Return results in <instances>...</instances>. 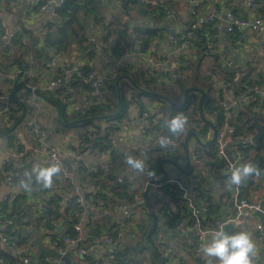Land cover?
Returning <instances> with one entry per match:
<instances>
[{
	"label": "crops",
	"instance_id": "crops-1",
	"mask_svg": "<svg viewBox=\"0 0 264 264\" xmlns=\"http://www.w3.org/2000/svg\"><path fill=\"white\" fill-rule=\"evenodd\" d=\"M105 1L108 7L105 10V15L106 20L109 21L110 19L117 17V15L114 14V11L112 10L111 6L107 3V0ZM193 1V8L196 12L195 19L199 22V26L191 36L194 43H191L190 47L183 51L181 55L183 61L194 63V68L192 72H186L185 77L189 78V87L193 86L203 91L205 89L206 82L208 84H212L213 80H219V83H222L220 89H215L213 87V94H209V99L210 101L214 102L213 106H215L216 109H214L211 104V107L209 109H199L198 111L197 118L203 120L204 123L207 124V128L204 130L203 133L188 131L178 138H173L174 140H181L180 146L167 149L166 147H161L158 144V138L161 135L167 134L164 131L162 134V126H159L156 129H153L152 131L150 130L146 135H144V132H142L141 124L136 120V109L132 112L128 111V124L123 125V122H117V125H115L116 123H114L113 128L115 129L108 134V138L111 142H113V148L120 152H128L129 150H131L130 148L132 146L138 145V141H135V138H141L142 136V140H144L145 142L142 143L141 140V143L145 146H148L146 150L148 148L161 149L162 153L165 154V156L162 157L160 163L163 160H170L174 162L177 167L169 162L163 161L162 167L160 168L159 163L158 172L156 173L154 171V180L159 181L163 179L164 174L161 172L162 170L167 176L166 179L179 180V182L183 183V185H185L186 187L189 186V188H187L188 192L190 193L189 196L191 197L196 209L201 210L200 204L205 202L203 199H200L198 202L196 199V194L195 192L192 193L191 188L192 186L196 187L195 182L197 181V176H202L206 178L207 168L204 166L202 160H200L199 162L196 161L192 150H195L196 146L198 145L201 146V148L206 149L210 145V143L214 142L215 144V139L213 141V132H218L216 126L218 123L219 116L221 114V110L217 108L215 103L218 104L222 100H232L233 98L237 97L238 86L242 84V77L249 78L248 81L251 84H257L256 86H258L260 89H264V42L261 40V38L256 36L251 31L245 30V37L242 40L238 41V37L235 32L228 34L225 29H221L218 33L216 32V34L214 33L212 36H209L210 33L208 34V29H213L214 24L211 22L207 24L206 19L213 13H216V15L222 20L221 26L223 27L225 15L228 11H230L233 14L242 17H246L248 15L257 16L258 18H261V20L264 22V0ZM157 2L161 3L163 8H165L166 11L170 12L172 15L166 16L165 14L160 22L154 23L163 24V26L158 29H154L148 26V28L158 30L159 32L150 41L148 46L149 49L146 53L154 55L156 58L160 59L165 64V71L173 73L174 69L178 65L175 61L177 58H175L174 55H171L173 54L171 51L172 42L174 38L179 35L180 32L182 33L184 30H186L188 24L194 20L193 18L191 20L189 14L191 10V4L189 0H157ZM248 3H250L251 6H249ZM114 4L118 7L115 2ZM51 7L52 6L48 5L45 9L41 10L38 8V6L35 5V0H0V28L4 29L8 33H15L17 34V36L20 35L21 39L19 40L22 45L25 47H29V49L27 47L25 53L22 55V59L25 63L24 67L28 76L27 79L29 82L32 83V85H28L23 82L27 86L34 87L37 90L45 91L46 86L51 82L54 76L58 74L59 69H63L69 65H72L71 74L65 71L66 82L65 86L62 87L63 94L59 97V99L61 100V102L67 105L66 109L69 112L68 114H73L81 110L84 106L88 105V102L84 99L88 92L85 90V88H83L82 84L76 83L75 80H73L72 75L74 74V70L84 65H87L91 69L89 75H92L94 78H104V75L106 73H109L108 60L103 55L101 49H97L96 51H94L95 54L89 59H87L86 57L80 54L75 44H72L69 53L56 52L54 48H51V38H46L45 34L41 32L44 27L52 21L50 15ZM143 21L150 22L147 20ZM201 25L203 26L200 27ZM196 31L197 33L195 34ZM34 38L37 39L38 43L33 45L32 42ZM90 38L93 39L94 34H92ZM200 42H203V44L205 45L204 54H202L201 51H199L200 49H198V45ZM96 45L99 47V43H96ZM41 46L44 47L43 52L38 50ZM14 50L18 51L16 48ZM140 53H142V50L134 46L133 52L129 54L132 56V61L137 60L139 64L146 68V61L142 57L140 58ZM1 54L4 55L3 53ZM7 56L8 57L6 58V61L9 64L0 63V91H4L6 89L7 86L4 82L10 80V72L13 73L18 71L17 64H10L9 62L13 59V56ZM217 65H221L222 67L225 66V69L218 71L216 68ZM3 66L7 67L4 68ZM230 66L231 68H235V70L237 71H227L228 67ZM192 79H195V81L197 82L196 85H193L191 83ZM88 84L90 87L89 82ZM169 87L171 89V85H168L165 88L166 91H170L168 89ZM201 87H203V89ZM18 92L22 96H25L28 93L23 90H18ZM190 94L195 95L198 99H201V95L199 93L192 92ZM183 95L184 93L181 96L178 95L177 97L175 95V97H173L174 100H171V103H182ZM93 96H95V93H93V95L91 96L86 97L90 99ZM258 97L254 98V100L247 104L245 108H248L250 126L252 123V118H254L257 123L263 127L264 130V95ZM201 100L203 101L204 99ZM141 101L143 102L145 109H148V111H158V107L160 106L159 101L151 100L150 102V100H147L144 97ZM8 103L10 102H8V100L6 99L5 102L2 103V105L6 106L8 105ZM167 106L171 105L167 103L165 105V110L167 112L164 118L166 120L171 116L170 109H167ZM35 107L37 109V113L30 114V119L24 118L22 124L14 131L13 137L0 136V171L3 170L2 168L8 167L9 165H14L16 168L22 165L27 168V172L24 171L22 174L24 178L20 180L21 183H18L13 186H19L20 188H25V190H19L16 193L5 192L3 196L8 194L12 195L14 198L15 194L17 193H24L26 195V202L23 205V208L25 210V216L22 217L24 222L20 224L18 221H14L15 227H13L12 230L24 228L28 233H31L30 238H28V242L30 244H34V247H32V249L36 252V237L32 232L28 231L31 228V225L28 221V215L30 214L32 218H34L36 224L37 216L34 215L33 210H40L42 208L43 201L46 200L47 197L50 195H46L45 193L41 192L39 193L38 190L41 189V187L39 186H36L35 188L33 187L34 183L42 182L41 180L37 179L36 169H44L50 168L52 166H58L59 171L57 173H59L60 167L59 164L52 161L45 152L36 153L31 150L32 136L29 134V128L27 126L29 125L32 116L36 115L39 127L44 132L47 142L50 143V145L56 151L61 152H69L78 148L79 143L77 135L79 134V132H81V130L75 128L64 131L58 130V125L56 121V110L54 108V105H52L51 103H47L42 99L38 98ZM236 119L237 117L236 115H234V113L230 115L231 121L235 122ZM4 122L5 118L2 115L0 116V128L3 124L5 125ZM99 124V128L103 130L104 135V129H106L108 125L104 123ZM251 128L253 129V132H251L248 136L239 138L243 141L244 144L247 143L248 147L254 146L251 139L255 134V129L252 126ZM154 136L157 137L154 138ZM260 141H263L264 143V139ZM256 146H258V143ZM98 148V146H95L90 151H84L85 156L83 164L85 167L96 168L103 166L105 165V163H107L111 148H107L104 151ZM230 150L231 148L229 149V153L231 152ZM23 151H26V153L19 159H17L18 156H16V154ZM186 152L188 153L189 162H187ZM250 152H252L250 153L252 155L255 154V152H253V149H251ZM231 160L233 159L231 158ZM246 163L251 164L253 169L256 167V165H254L253 163L246 162L243 160L240 163H234L232 169L242 167ZM225 164L226 169L231 174L232 172L230 171L228 164ZM69 167L71 170L70 173L67 172L66 167L64 165L66 173L71 175L73 181L74 175H76V166L73 163H70ZM186 168L188 169L185 170ZM253 172L251 173V175L253 174ZM120 176L123 179H128L132 188L135 189V191L139 194L141 193V190L144 187V183L149 180L148 178H150L147 174V170L144 174H133L128 169L127 165L124 166V171ZM76 177L77 180L75 182L73 181L74 183L78 181V176L76 175ZM242 183L244 184L243 180L241 181L240 185H242ZM2 187L5 186L4 184L0 183V192ZM243 187L245 189L244 194H246V199L256 202L258 204L263 200L264 183L256 187L253 185L251 188H245V186ZM231 190H233V188L226 191L224 190L223 186L217 183L212 186L213 201L219 204V207H217V211H214V214L212 213V215L203 211L198 212V218L203 227H214L217 222H223L229 218L232 211V208L230 210L228 209V202L230 200ZM57 193H59V191H57ZM85 193H88L87 190H79L78 195L83 197ZM74 196L75 194L71 193L70 195H64L61 198L59 202V210L61 212H63V207L69 201V199ZM145 198L148 202V205H145L146 209L150 211L151 216L155 215L156 219L159 220V232L157 236V242L160 244H165L168 247L166 253L170 256L169 263L193 264L192 261L189 262V257L186 256V254L184 253L183 247H187L189 253L190 251H192V242L196 238L197 232H195L194 230H191L186 233L183 231L178 232L176 228L166 227V222L163 221L164 216L162 208L169 209L172 213H177L179 194L176 193V190L175 193L173 191H168L167 193L165 191H162V194H159L158 196L149 192L145 194ZM1 200L2 198L0 199V201ZM27 209L29 210V213H27ZM83 209V220H95L96 224L101 225V228H105L104 230H101V233H108L107 230L110 229L109 223L114 224V222H119L124 217V214L120 211H102L99 210L98 207L90 205H86V207H84ZM146 215L147 212L143 213L136 209L134 211V214L129 219H127L130 222V224L127 226V231L130 230V226L135 223L144 225L145 220L147 219ZM24 223H28L29 225L25 227ZM257 224H262L260 218L255 213H246L237 221L226 223L225 230L229 231V233H234L237 231L248 232L256 246V252L252 259L253 261L256 260L258 264H261V261L264 259V228L262 230V238L261 240H258V232L255 229ZM57 226L58 228L56 234L58 237H62V234L65 232L66 227L63 226V221H61V219L59 220ZM36 227L38 228L37 224ZM135 233L138 234L137 229ZM40 234L42 237L43 244L47 247H50L49 241L51 236L48 235V232L40 230ZM207 239L208 236L206 237L204 242H206ZM126 241H128V238L122 237L120 241L115 243L114 246H117L115 249L122 247L124 245V242ZM114 246H109L102 242L85 258L76 257L71 248H68L67 252L70 254V258L74 264H91L93 261L102 260L109 256V254L114 251V248L112 249V247ZM147 254L148 252H144L141 257ZM13 255L14 254L6 246L0 243V258L6 260L10 257L13 258ZM184 261H187V263H185ZM138 264L150 263L149 261H147L146 263H144V261H140L138 262Z\"/></svg>",
	"mask_w": 264,
	"mask_h": 264
},
{
	"label": "trees",
	"instance_id": "trees-1",
	"mask_svg": "<svg viewBox=\"0 0 264 264\" xmlns=\"http://www.w3.org/2000/svg\"><path fill=\"white\" fill-rule=\"evenodd\" d=\"M114 2L118 5L120 12L126 18L134 21L147 20L158 23L167 12L161 3L150 8L141 0H114ZM107 8L105 0H64L63 6L55 10L57 20L52 18V21L41 31L45 34L46 38H51L50 47L54 48L56 52L69 53L72 44H75L80 54L89 59L95 54L94 51L101 49L103 55L108 60L109 73L104 75V88L102 91L90 98L97 100V103L84 106L76 113L68 114L69 112L66 109L67 105L59 99L63 94L61 88L55 91L36 89V91L33 92L39 99L54 105L57 114L56 121L58 130L64 131L72 128L81 130L77 135L79 143L78 148L81 151H90L95 146H98V149H102L103 151L107 148H111L109 159L107 163H105L107 170L104 171L100 169V167H97L96 171H88L83 166H76L75 172L78 176V181L76 183L72 181L71 177L62 176L60 172L52 176L51 187H44L43 182L34 183V188L36 186L41 187V189L38 190L39 193L50 195L43 201L42 208L40 210L34 209L33 212L34 215L37 216L36 224L38 228L47 231L48 235L51 236V240L60 238L56 234L60 219L63 221V226L66 227L62 237H73L74 232L72 230V225L77 221L75 215L81 214L84 209L83 206L74 204L73 200L75 197H71L69 199V204L64 206L63 212H61L59 210V202L64 195H70L75 188H79L80 190L89 189V191L87 190L88 193H85L83 196L88 202V205L109 212H114L115 207L118 205V201L124 198L127 200L128 204L131 205L130 209H134V211L138 209L143 213L147 212V219L144 225L135 223L130 226L131 228L128 231L127 226L130 224L129 220H122V226L124 228L123 237H127L128 241L124 242L122 247L114 249L109 255L111 262L116 264H138L140 261H144V263L149 261L150 264H170V256L166 253L168 247L165 244L157 242L159 220L156 219L155 215H150V211L146 209L145 205L140 206L136 204L133 197L135 190L132 189L128 179H123L120 176L124 171V166L126 165L125 158L128 155L143 159L145 161L147 174L150 177L149 171L158 172V164L165 154L162 153L161 149L148 148L146 150L148 146L131 149L128 152H120L113 148V142L109 140L108 134L115 129L113 128L114 123L117 125V122L121 123L124 120L127 121L128 107L130 105H136L141 110L145 108L141 101L144 97L150 100V102L151 100L159 101L160 106L158 107V113L161 116L158 120L157 127L162 126V134L164 131L167 133L165 135L169 136L170 134L164 124L166 120L164 117L167 112L165 110L166 102L161 99L160 96L168 97L170 98V102H172L171 100H174L173 97H175V95L176 97L178 95L181 96L186 89L190 88L189 78L185 77V73L192 72L194 63L183 61L181 56L178 60H175L178 66L174 69L173 73L168 71L165 73H159L154 70L151 71L139 64L137 60H131L127 65L119 63L123 52L132 53L134 50L135 41L131 39L133 35L138 42L140 41L139 46L142 52H147L150 41L159 31L148 27H131L126 21L118 17H114L108 21L105 15V10ZM202 26L203 25L200 27ZM2 31L3 29L0 28V35L3 33ZM196 33L197 31L195 34ZM209 33V36H212L214 33L216 34V31L214 28H209L208 34ZM92 34H94L93 39L90 38ZM19 39H21V36L15 34L9 45L3 46L2 43L0 44V63H7V55L13 56V59L9 62L10 64H17L18 71L20 72L17 75L23 78L24 83L32 85L27 79L28 76L25 73L26 69L24 67L25 63L22 59V55L25 53L28 46H23ZM37 43V39L34 38L32 44L34 45ZM96 43H99V47ZM191 43H194L192 38L189 40V44ZM198 47V49H200L199 51L204 54L205 45L203 42H200ZM15 48L18 51L14 50ZM3 67L6 68L7 66ZM90 72L91 69L87 65H84L78 68V74L74 73L72 75L73 80H75L76 83L82 84L83 88H85L88 93H90L92 89L89 87L85 78ZM10 73L12 74V72ZM243 82L238 86V91L243 88ZM4 83L7 87L4 91H0V93L7 95L11 88V81L7 80ZM191 83L196 85L197 82L195 79H192ZM168 85H171V89L170 87L168 88L170 91H166L165 89ZM213 87L211 83L208 84L206 82L204 89L206 93L202 90L206 95L203 101L198 99L195 95L189 94L182 108H176L172 105L167 106V109L169 108L171 113L168 119L175 116L177 113H183L188 118L186 132L193 131L192 127L200 120L197 118L199 109H209L211 104L213 106L214 102L209 99V94L211 95L214 92ZM201 88L203 89V87ZM33 93L28 92L25 96H22L18 92L16 93V100L12 103H8L6 106H3L0 101V110L4 107L8 109V111L3 114L5 125L3 124L0 128V136L13 137L14 131L22 124L24 118L30 119V114H32L33 111L28 98ZM87 99L90 100L89 98ZM213 107L216 109L215 106ZM234 115L237 117L235 122L231 121L229 118L227 124L234 131L235 145L243 156L244 161L256 165L253 174H249L243 180L244 184L242 183L241 185L242 196L246 198L243 186H245V188H251L253 185L256 187L264 183V143L263 141H259L258 146L248 147L247 143L244 144L243 141L239 139L253 132L250 126L248 108L244 107L239 109ZM99 123L108 125V127L104 129V135L103 130L99 128ZM224 123L225 118L221 112L216 129L221 127ZM30 125L29 123L27 127L29 128ZM206 128L207 124L204 123L203 129L200 132L203 133ZM155 137L157 136H154V138ZM251 149L255 152L254 155L250 154L252 153L250 152ZM233 154L234 151H231L229 155L232 156ZM198 157L207 168L206 178L197 176V181L195 182L196 187L193 188V192H195L198 202L200 199H203L204 202L208 203L209 207L207 213L212 215L214 211H217V207H219V204L213 201L212 186L217 183L223 186L224 190H230L233 188V186H230L229 181L231 174L226 169L225 161L217 155L214 142L210 143L206 149L200 148L198 150ZM64 164L67 172L70 173V163L65 162ZM2 169L3 170L0 171V183L2 184L6 177H10L15 185L21 183L20 180L24 178L22 175L23 172H27V168L22 165L18 168L14 165H9ZM163 190L166 193L168 191H173L175 193L176 187L163 184ZM57 191H59V193H57ZM176 193H178L177 190ZM25 202L26 195L24 193L15 194L13 200L2 199L0 201V219H3V221L10 219L17 221L19 217H24L25 210L23 205ZM162 211L164 216L163 221L166 222V227L168 228H175L177 223L187 216L185 206L181 202H178L177 213H172L169 209L165 208H162ZM27 225L29 224L26 223L25 227ZM109 227L110 229L107 230L108 233H101V230L105 228H101V225L95 223L92 226L91 236L97 237L100 234H107L108 237L116 239L117 226L109 223ZM136 229L138 234L135 233ZM7 234L10 238L16 240V244L19 246L25 245L30 248L34 247V244L28 242L31 233H28L24 228L12 230V228L9 227ZM118 241H120V238ZM144 252H148V254L141 257ZM5 261L9 262V264H15L12 257ZM192 262L193 264H204L196 259H193ZM253 264L258 263L255 260Z\"/></svg>",
	"mask_w": 264,
	"mask_h": 264
},
{
	"label": "built area",
	"instance_id": "built-area-1",
	"mask_svg": "<svg viewBox=\"0 0 264 264\" xmlns=\"http://www.w3.org/2000/svg\"><path fill=\"white\" fill-rule=\"evenodd\" d=\"M143 3H145L150 8H153L157 6L159 3L157 0H141ZM191 4V10L189 12L190 18L194 19L191 21L186 30H184L182 33L180 32L179 35H177L173 42H172V53L171 55H174L176 60H178L183 51L188 49L190 47L189 40L191 39V36L193 32L198 28L199 22L195 19L196 12L193 8L194 1L189 0ZM64 0H35V5L38 6L39 9H45L48 5L52 6L50 10L51 18L57 20V15L55 13V10L57 8H60L63 6ZM249 6H251L250 3H248ZM172 15L170 12H166V16ZM221 19L216 15V13H213L206 19V23H213L215 31L218 33L221 29H225V31L228 34L236 33L238 37V41L242 40L245 37V30H249L252 33H254L256 36L260 37L261 40L264 42V22L261 20V18H258L257 16H238L233 14L232 12L228 11L225 15L224 19V26H221ZM15 35V33H8L3 29V33H1V43L3 46H7L10 44V41L12 37ZM132 39L135 41L136 48L140 49L139 42L136 40V37L133 35ZM140 57H142L146 61V68L149 70H154L159 73L166 72L165 71V64L160 59L156 58L154 55H151L146 52H142L139 54ZM131 55L127 52H123L121 55V59L119 60V63H122L124 65H127L131 62ZM64 69V70H63ZM59 69L58 74L54 76V78L51 80V82L46 86V90L48 91H55L57 89H62V87L65 86V76L68 71L63 68ZM72 71V70H71ZM70 71V74H71ZM19 71L13 72L10 77V81L12 84V81L15 78L20 79L22 81V77L19 74ZM26 73V72H25ZM74 73L78 74V68L74 70ZM86 81L90 83V88L92 91L90 93H87L86 96H91L93 93L98 94L102 91L104 88L103 78H94L92 75H88L86 78ZM249 78L245 77L243 78V88L237 92L238 96L233 98L232 100H222L218 104L215 103L217 108L221 110V112L224 115L225 123L217 128L216 137H215V147L217 149L218 156L225 161V163L228 164L230 171L232 172L233 164L234 163H240L244 160L243 156L237 149L235 145V137H234V131L232 128H230L227 124V120L230 118V115L235 113L237 110L244 108L247 104L252 102L254 98L264 95V89H260L258 86L251 84L248 81ZM214 81V80H213ZM215 89H220L222 86V83H219V80H215V85H213ZM29 87V86H28ZM31 89V93L36 91L34 87H29ZM84 97V99L88 102V105H94L97 103V100L90 99L88 100L87 97ZM8 94L0 93V101L2 103L5 102L7 99ZM36 95L34 93L28 98V101L30 103V106L32 108L33 114L37 113L36 109V101H37ZM137 109V115L136 120L141 124L142 126V132H144V135H146L150 130L152 131L154 128L158 126V120L160 118V114L158 111L152 112L151 110L148 111V109L139 110L138 106L136 105H130L128 107V111L132 112ZM8 111L7 107H4L2 110H0V116H2L4 113ZM128 120L123 121V125L128 124ZM30 127H29V134L32 136V145L31 150L33 152L39 153V152H45L48 157L59 164L60 167V174L64 177H71L70 174H67L64 168V163L69 162L73 163L75 166H83L88 171H96V168H88L85 167L83 164L85 152L81 151L80 149L72 150L69 152H61L56 151L50 143L47 142L44 132L40 129L39 125H37V116L33 115L30 121ZM204 126V121L199 120V122L192 127L193 131L196 133H199ZM143 139V136L141 138H135V141H138V145L132 146L130 149H135L138 147L144 148L145 145L142 143L145 142ZM142 140V143H141ZM180 139L174 140V143L172 145L167 146L168 149L180 146ZM201 148V146H196L195 150H192V153L194 155V158L196 161L199 162L198 157V150ZM230 151H234V154L230 156ZM26 153V151L20 152L16 154L18 156L17 159H19L21 156H23ZM231 158L233 160H231ZM100 169L106 171L107 166L103 165L100 166ZM154 176L150 174L149 180L144 183V187L141 190V193L135 191L133 194V197L135 199V202L137 205H148V202L146 201L145 194L151 192L154 195L162 194L163 190V184L175 186L176 190L179 194V202H181L186 209L187 216L177 223L176 229L183 232H189L191 230H194L197 232L196 238L193 240V249L192 251H188L187 247H183V251L186 254V256L189 257V262H191L193 259H196L198 261H201L204 263V258L201 256V246L204 243L206 237L208 234L214 230H218L221 224H226L228 222H235L241 217H243L246 213H255L260 210L259 204L253 201H250L242 196V188L241 185L239 186H233V206L231 215L229 218L223 222H217L214 227H203L201 224L199 218H198V212L208 211V203H202L200 204L201 210H197L196 207L193 204V201L191 197L189 196L188 187L180 183L178 180L175 179H166L164 182H159L157 180H154L155 178V172ZM72 178V177H71ZM43 182V181H42ZM4 186L6 188H11L15 184L12 182V179L10 177H6L4 181ZM192 186L191 190L193 193ZM133 189V188H132ZM79 188H75L73 190V194H75L74 204H78L80 206L86 207L88 205V202L82 197L78 195ZM89 191V189H87ZM135 190V189H133ZM3 200H12V195H4L2 197ZM69 201L65 204L68 205ZM130 206L126 199H120L118 201V205L115 207V211H120L124 214V217L119 222H114V225L117 227V233H116V239L110 238L107 236V234H100L97 237L91 236L92 226L95 224V220L93 219H86L83 220V212L81 214H76L75 217L77 221L72 225V230L74 232L73 237H60L58 239H53L49 241L50 247L54 248L57 252H59L61 255L68 253L67 249L71 248L73 250V253L76 257L85 258L88 254H90L93 250H95L100 243H105L109 246H114L116 242H118L119 238L121 239L123 237V226H122V220L129 219L134 214V209H130ZM264 217V211L262 212ZM20 224L24 222L22 217H19L17 220ZM9 227L13 228L15 227V222L13 219L3 221V219H0V243L6 246L14 255H13V261L15 264H33V254L35 251L30 248L29 246L25 245H17L16 240L13 238H10L7 234V230ZM264 228L263 224H257L255 227L256 231L258 232V240H261L262 238V230ZM229 233V231H226ZM232 234V233H229ZM111 254V253H110ZM109 254V255H110ZM110 256H107L106 258L102 260H96L93 261L91 264H116L114 262H111ZM188 262V263H189ZM187 263V261H185ZM0 264H9V262H6L4 259L0 258ZM38 264H61L57 261L52 260L50 257L44 255L39 259ZM261 264H264V259L261 261Z\"/></svg>",
	"mask_w": 264,
	"mask_h": 264
},
{
	"label": "clouds",
	"instance_id": "clouds-1",
	"mask_svg": "<svg viewBox=\"0 0 264 264\" xmlns=\"http://www.w3.org/2000/svg\"><path fill=\"white\" fill-rule=\"evenodd\" d=\"M169 136L161 135L158 144L166 147L174 143L173 138H178L186 133L188 118L183 113H177L170 119L165 120ZM128 169L133 174H144L146 172L145 161L133 155L125 158ZM59 171L58 166L50 168L36 169L37 179L43 181L44 187H50L52 176ZM254 171L250 164L235 168L229 178L230 186H239L249 174ZM151 175L154 173L149 171ZM238 223V222H237ZM225 225L221 224L218 230L208 234V239L201 246L202 256L205 258L204 264H253V256L256 246L246 231H237L229 234L224 230Z\"/></svg>",
	"mask_w": 264,
	"mask_h": 264
},
{
	"label": "water",
	"instance_id": "water-1",
	"mask_svg": "<svg viewBox=\"0 0 264 264\" xmlns=\"http://www.w3.org/2000/svg\"><path fill=\"white\" fill-rule=\"evenodd\" d=\"M107 3L111 6L112 10L114 11V14L117 15L118 18L123 19L124 21L126 20V22L131 27L147 28L149 26V27H152L154 29H158V28H160V27L163 26V24H161V23L154 24L152 22H146V21H143V20H138V21L130 20V19L126 18L120 12V10L118 9V7L114 4V1L113 0H107ZM46 41H48V40H46ZM38 50L43 52L44 51V47L41 46ZM224 67L225 66L222 67L221 65H217L216 68H217L218 71H221L222 69L223 70L225 69ZM71 68H72V65H69V66H67L65 68L69 72V74H70ZM227 71L236 72L237 70H235V68H231V66H230V67H228ZM241 81H243V77H242V80ZM212 84L215 85V81H212ZM18 90H23L25 92H30L31 91V89L26 84H24L23 81H20L18 78H15L12 81L11 90H10V92L8 94V98H7L8 102L12 103V102L15 101V96H16V93L18 92ZM192 92L199 93L201 95V99H204V97H205L204 92L201 89L196 88V87H190V88L186 89V91H184L183 101L180 104L171 103L168 98L163 97V96H160V97L167 104H170V105H172V106H174L176 108H182L185 105L186 101H187L188 95L190 93H192ZM251 126L254 127V129H255V134L253 135L251 141L254 144V146H256L257 143L260 140L264 139V130H263V127L261 125H259L254 118H252ZM215 133L216 132H213V141L215 139ZM186 140H187V138H186ZM186 140H185V143H186ZM186 156H187V162H189L188 153L187 152H186ZM163 161L169 162V163H171V164H173L174 166L177 167V165L174 162L170 161V160H163ZM163 161L159 164V167L160 168L162 167ZM187 169L188 168H186L185 170H187ZM161 172L164 174V177H163V179L159 180V182H164L166 180L167 176H166V174L162 170H161ZM76 180H77V177H76V175H74L73 181L75 182ZM19 190L24 191L25 188H20L19 186H15V187H12V188L2 187L1 188V192H0V199L2 198V196H3V194L5 192L16 193ZM232 206H233V190L230 191V200L228 202V209L230 210L232 208ZM259 208H260V210L256 212V215L260 218V220L262 221V224L264 225V218H263V215H262V212L264 211V198L259 203ZM27 213H29V210L28 209H27ZM28 221H29V223L31 225V228L28 231L29 232H32L35 235V237H36L35 238V244H36L37 250H36V252L33 255V264H38L39 259L42 256H44V255L50 257L52 260L57 261V262H59L61 264H74L72 262L71 258H70V254L69 253H66V254L61 255L54 248L47 247V246H45L43 244L42 237H41V234H40V230L36 227L34 218H32V216L30 214L28 215ZM224 230H225V228H224ZM177 231L180 232L179 230H177ZM116 247L117 246H114V247H112V249L113 248L115 249Z\"/></svg>",
	"mask_w": 264,
	"mask_h": 264
},
{
	"label": "rangeland",
	"instance_id": "rangeland-1",
	"mask_svg": "<svg viewBox=\"0 0 264 264\" xmlns=\"http://www.w3.org/2000/svg\"><path fill=\"white\" fill-rule=\"evenodd\" d=\"M139 237V236H138Z\"/></svg>",
	"mask_w": 264,
	"mask_h": 264
}]
</instances>
